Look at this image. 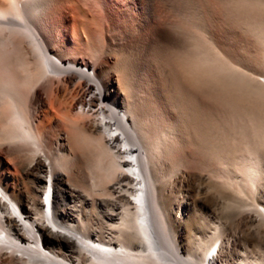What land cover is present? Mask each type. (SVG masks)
Instances as JSON below:
<instances>
[{
    "label": "bare ground",
    "instance_id": "bare-ground-1",
    "mask_svg": "<svg viewBox=\"0 0 264 264\" xmlns=\"http://www.w3.org/2000/svg\"><path fill=\"white\" fill-rule=\"evenodd\" d=\"M213 13L204 0H0V264H228L243 241L239 264H264L263 74L238 67ZM239 16L264 31V0ZM205 161L232 212L220 219H248L257 239L225 230L200 251L217 228L196 246L177 231L168 184Z\"/></svg>",
    "mask_w": 264,
    "mask_h": 264
},
{
    "label": "rangeland",
    "instance_id": "rangeland-1",
    "mask_svg": "<svg viewBox=\"0 0 264 264\" xmlns=\"http://www.w3.org/2000/svg\"><path fill=\"white\" fill-rule=\"evenodd\" d=\"M212 4H213L214 14L216 12H218V10L220 11L221 8L218 6L217 0H215V3L212 2ZM218 8H220V9H218ZM220 12L222 13V11H220ZM220 12L216 13L218 15H216L215 18L219 19L218 16H219ZM240 14L242 16V11L239 13V15ZM220 16L222 17L221 14H220ZM241 16H239V17H241ZM221 17L219 20L215 19L216 21H214V25L216 22L218 23L221 20ZM234 22L240 23L241 25L236 24V23L234 25V23L230 22L229 23L230 28H229L228 24H226L227 26L226 25L224 26L225 22L223 25H222L223 22L221 23L222 26H218L220 24V22L218 24L216 23L217 26H214L216 34L220 37H222V36L226 37L228 39V42L231 41L228 43L229 46L233 44L230 47V49L232 51H234L236 49V52H237L236 53L234 51L235 53H233V54L239 53L240 58L243 59V60L240 59L241 60L240 62L242 63V65L238 66V67L241 66L240 68L242 71L245 70L246 66L249 65L247 68H249L250 70L246 68L247 71L245 70L244 73L251 72V73H255V74L257 73V74H261V75L263 74L264 75V71H263L264 68H262L263 65L261 63V62H263V64H264V49H263L264 47H261L258 44L256 36H255V35H257V37H260V36H258V34H260L261 35L260 38H264V31L260 28V26H257V25L252 24V23L248 24V21H244V20H241L239 18L235 19ZM247 24H248V26H247ZM237 25H239V26H237ZM216 27H217V29H216ZM220 27L222 29H220ZM226 27L228 28V30ZM249 27H251V28H249ZM223 28H226V30L224 29L225 30L224 32H222ZM230 29H231V31H230ZM253 29L255 30L256 33L254 31L250 32V30H253ZM217 30H218V32L221 31L220 33H222V34L220 35V33H217ZM253 32L255 34H252ZM229 34H231L232 36H230ZM233 37L235 38L234 41L232 40ZM238 37H239V39L241 38L243 41H245V42H242L240 39L243 46L240 42L236 43L238 40L236 38H238ZM247 43L249 45H252V44L253 45L249 46V47L244 46V45H248ZM234 45H235V47H233ZM236 46H237V48H236ZM253 46H254L255 50H252V49H254V48H252ZM260 48H262L263 51L262 50L260 51ZM232 51L230 53H232ZM248 51L251 53L254 52L252 55H255L256 58L259 56V58H263V59L254 58L251 55V53H249ZM255 52H257L258 55L255 54ZM248 54H250L251 57L248 56ZM247 56L249 57V59L246 60L245 58H248ZM252 58L255 61H253ZM234 59H235V56H233V63L235 65L236 64L238 65V63H240V62L237 61L238 63H235L236 59L235 60ZM249 60L251 62L253 61L254 62L253 64L257 63L256 66L255 65L253 66V64L250 63ZM261 60H263V61H261ZM258 61H261L260 63L262 66H259L260 63ZM245 62L247 63V65ZM243 63H245L246 66ZM229 73L230 72H228V74ZM233 73L234 72L232 71L231 75ZM229 76L230 75H228V77ZM1 127L2 126L0 125V128ZM1 130L4 131L5 128H3ZM92 162H93L92 159H87L85 161V172H86L85 176L88 179L89 183L91 182V178H92V171L90 169ZM205 162L207 165L205 163H203L202 165L197 166V167H200L199 169H197V167H196L197 170L196 169L194 170V175L192 177H189V178L187 177L182 182H177V181L173 182L172 181L171 184L170 183L168 184L169 187L167 186L172 191V194H173L172 196L175 199L174 200L175 205L173 204L175 215L173 216V218L175 220H177L176 221L177 231H179L184 236L185 241L188 245H191V246L195 245L196 246L197 241H201L200 237L205 233L207 225L210 226L212 224L214 226L213 229L217 228V231L212 230L211 232H213V233H208L207 240L205 239L204 246H203V248H201L200 251H206L207 248H211L213 240H214L213 235L220 233V232H225V230L227 231V233L229 235H232V233L244 231V234L249 239H251V240L257 239L258 227L256 225H253V223L248 221V219H246V218L237 219L234 217H230V218H234L235 222L229 223L228 225H226L220 219L221 216L226 215V214L228 216H231L232 212L230 210L225 209V205L222 203V200L216 194L214 186H212L213 182H212V179L210 177L211 173L209 172L208 162L207 161H205ZM204 164H205V166H203ZM212 168L215 170L217 169L214 167H212ZM218 170L219 169H217V172H219ZM77 193H80V192H77ZM56 194H57L56 201L58 204L64 203L65 199H70V195L67 194L65 191H63V188L61 186L59 187V189L57 188ZM41 195H43V192L41 193ZM101 210L103 211L102 208H99L98 213H100ZM103 216H104V214L101 217L98 215V219L96 222H100L101 220L103 221V219H104ZM48 233H50L52 237H58V235L55 233H52L50 231H48ZM64 241L71 248H74V244L71 241H67V239L66 240L64 239ZM243 244H244V241L242 243L238 244L237 250L233 251L232 253H227V254L225 253L226 255L223 257V259L225 261H228V264H239L240 261H239V253L238 252L242 251L241 248H242ZM193 249H195V248H193Z\"/></svg>",
    "mask_w": 264,
    "mask_h": 264
},
{
    "label": "snow or ice",
    "instance_id": "snow-or-ice-1",
    "mask_svg": "<svg viewBox=\"0 0 264 264\" xmlns=\"http://www.w3.org/2000/svg\"><path fill=\"white\" fill-rule=\"evenodd\" d=\"M205 5L209 9L210 12L213 11V5L209 2V0H204ZM218 6L223 11V16L221 17V21L225 23H230L235 20L239 13L250 3V0H217ZM213 17L215 19V14L213 13ZM258 44L261 47H264V38L258 39ZM259 79L264 80V75L258 77ZM132 159H135L132 157ZM3 193H0L2 196ZM7 199V197H4Z\"/></svg>",
    "mask_w": 264,
    "mask_h": 264
}]
</instances>
